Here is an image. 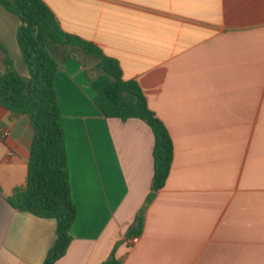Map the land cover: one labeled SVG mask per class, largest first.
Returning a JSON list of instances; mask_svg holds the SVG:
<instances>
[{
	"label": "crops",
	"instance_id": "crops-1",
	"mask_svg": "<svg viewBox=\"0 0 264 264\" xmlns=\"http://www.w3.org/2000/svg\"><path fill=\"white\" fill-rule=\"evenodd\" d=\"M43 1L140 84L174 143L166 185L128 236L151 191L154 134L143 120L105 117L86 67L62 61L78 216L55 264H102L114 251L122 264H264V0ZM19 25L0 3V72L8 55L28 78ZM33 137L27 116L0 105V264H44L57 239L55 219L6 200L27 183Z\"/></svg>",
	"mask_w": 264,
	"mask_h": 264
},
{
	"label": "trees",
	"instance_id": "trees-1",
	"mask_svg": "<svg viewBox=\"0 0 264 264\" xmlns=\"http://www.w3.org/2000/svg\"><path fill=\"white\" fill-rule=\"evenodd\" d=\"M0 3L20 18L17 41L30 70V77L20 75L6 55L5 71L0 72V105L15 117L27 116L34 129L27 183L16 188L6 200L16 211L57 221V239L44 264H55L66 255L78 216L70 183L66 131L55 86L62 61L76 59L86 67L85 74L94 90L93 102L105 117L143 120L154 134L151 191L136 225L128 232V236L139 235L147 206L165 187L172 170L174 143L167 126L149 107L140 84L124 79L119 62L105 55L93 42L66 32L43 0H0ZM84 58L95 62L92 70ZM102 264L122 262L114 251Z\"/></svg>",
	"mask_w": 264,
	"mask_h": 264
},
{
	"label": "rangeland",
	"instance_id": "rangeland-1",
	"mask_svg": "<svg viewBox=\"0 0 264 264\" xmlns=\"http://www.w3.org/2000/svg\"><path fill=\"white\" fill-rule=\"evenodd\" d=\"M79 56H81L82 58H83V56L82 55H79ZM84 60H85V62L88 64V66H89V69H93V67H94V63L95 62H93V60H90V59H86V58H84Z\"/></svg>",
	"mask_w": 264,
	"mask_h": 264
},
{
	"label": "built area",
	"instance_id": "built-area-1",
	"mask_svg": "<svg viewBox=\"0 0 264 264\" xmlns=\"http://www.w3.org/2000/svg\"><path fill=\"white\" fill-rule=\"evenodd\" d=\"M7 135H8L7 133L4 134V136H7ZM134 241L137 242L138 238H135Z\"/></svg>",
	"mask_w": 264,
	"mask_h": 264
}]
</instances>
